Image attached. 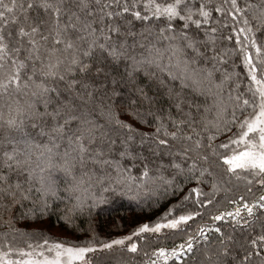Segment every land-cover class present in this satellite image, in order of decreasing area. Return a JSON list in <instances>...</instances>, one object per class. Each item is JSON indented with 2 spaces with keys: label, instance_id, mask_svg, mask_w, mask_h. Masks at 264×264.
I'll return each instance as SVG.
<instances>
[{
  "label": "snow or ice",
  "instance_id": "6c2138e0",
  "mask_svg": "<svg viewBox=\"0 0 264 264\" xmlns=\"http://www.w3.org/2000/svg\"><path fill=\"white\" fill-rule=\"evenodd\" d=\"M0 264H264V0H0Z\"/></svg>",
  "mask_w": 264,
  "mask_h": 264
},
{
  "label": "trees",
  "instance_id": "16d2710c",
  "mask_svg": "<svg viewBox=\"0 0 264 264\" xmlns=\"http://www.w3.org/2000/svg\"><path fill=\"white\" fill-rule=\"evenodd\" d=\"M258 189H254V193H258ZM117 213L118 217H122L123 219L120 221L122 223V232L127 233L132 228L135 227L136 223L148 219H155L157 213H152L150 215L141 214L137 208V205L134 202L128 201L126 199L121 200L117 205ZM209 211L212 209L209 208ZM112 214L104 213L101 215L99 219V230L102 234H110L116 235L115 231L109 232L108 226L111 223ZM55 234L64 235L65 230L63 228L53 229ZM168 244H171V241H167Z\"/></svg>",
  "mask_w": 264,
  "mask_h": 264
}]
</instances>
